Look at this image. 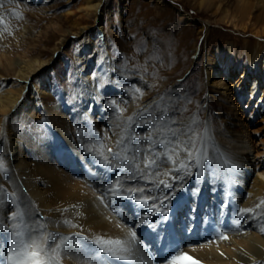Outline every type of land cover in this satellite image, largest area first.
<instances>
[{
	"label": "bare ground",
	"instance_id": "6f19581e",
	"mask_svg": "<svg viewBox=\"0 0 264 264\" xmlns=\"http://www.w3.org/2000/svg\"><path fill=\"white\" fill-rule=\"evenodd\" d=\"M52 1L0 0V264H8L13 241L19 253L13 259L21 264H264V179L259 176H264V161L251 163L247 157L264 154V145L261 151L253 147L244 121L237 126L243 134L228 139L229 114L220 106L216 116L208 110L210 116L203 119L179 81L167 87L164 78L162 89L138 84L137 95L129 82L123 85L128 76H119L106 53L101 0L77 7L81 15H93V25L72 32L78 43L72 88L59 102L47 104L52 59L14 57L10 46L40 35L42 29L28 20L34 9L46 12ZM246 7L237 11L244 13ZM253 35L238 49L227 41L214 45L206 58V81L222 91L226 109L234 106L233 94L239 98L244 92L264 118V28ZM117 90L118 107L109 99ZM39 117L48 132L29 131L27 124ZM161 120L186 133L191 128L194 143L188 149L174 144L171 150L156 144L163 163L150 171L143 154L132 160L130 150L133 143L147 148L152 141L144 138L150 134L163 138L165 129L157 127ZM133 135L142 139L128 143ZM232 140L239 143L237 150L229 149ZM169 156L176 167L193 163L177 171ZM160 201L166 215L151 207ZM29 230L35 235L25 245ZM132 231L137 238L129 249L125 241ZM49 234L55 243L74 237L70 250L53 253Z\"/></svg>",
	"mask_w": 264,
	"mask_h": 264
},
{
	"label": "rangeland",
	"instance_id": "374dc122",
	"mask_svg": "<svg viewBox=\"0 0 264 264\" xmlns=\"http://www.w3.org/2000/svg\"><path fill=\"white\" fill-rule=\"evenodd\" d=\"M101 2L100 25L104 30L106 53L119 76H128L123 85L129 82L137 95L138 84L152 83L154 88L162 89L164 78L169 79L167 87L179 81L180 86L191 93V104L199 108L203 119L210 116L208 110L216 116L222 106V112L229 114L231 130L228 136L231 137L228 139L243 134L237 126L244 121L248 140L254 142L257 151L263 149L264 118L253 110V98L248 95L244 98V92L239 98L233 94L234 106L229 108L231 111L226 109L220 99L222 91L207 85L206 58L214 45L219 48L227 41L238 49L245 46L243 39L253 41L254 30L264 28V15L261 14L264 0H163L162 4L153 0ZM84 4L85 0H53L46 12L34 9L28 23L42 32L28 38L21 46H10L14 57L23 58L26 53L25 59L28 56L52 59L47 73L49 95L45 96L49 105L59 102V97H65L66 91L72 88L78 47L72 32L82 24L93 22V15H81L78 10L77 7ZM246 4L244 13L237 11L238 6L241 8ZM55 26L60 29L52 28ZM7 76L11 78L13 73ZM119 91L109 98L116 106L122 101ZM124 92L127 96L131 94L128 87ZM27 125L30 132H48L42 117ZM17 127L21 130L22 124L18 123ZM238 144L232 140L228 147L237 150ZM247 157L251 163L264 161L261 152L248 153Z\"/></svg>",
	"mask_w": 264,
	"mask_h": 264
},
{
	"label": "snow or ice",
	"instance_id": "6c2138e0",
	"mask_svg": "<svg viewBox=\"0 0 264 264\" xmlns=\"http://www.w3.org/2000/svg\"><path fill=\"white\" fill-rule=\"evenodd\" d=\"M157 107H159V105H157ZM171 123H175V122L172 121ZM157 127H163L167 134L164 135L163 138L155 139V140L153 139V136L151 134L148 137L144 138V139L152 141V143L147 148H143L139 144H134L133 143L134 141H136L138 139H142V137H138L136 135H133L130 138V140L128 141V143H133V148L130 150L131 159L135 160L137 158H140L141 154H143V156L145 158V168L149 169L150 171L152 169H154V168L160 167V165L163 163V161L160 160L159 157L157 156V150H156V147H155L156 144L164 145L165 148H169V146L174 145V144L175 145L184 144L185 149H188V145L190 143H194V138L189 135L191 133V131H192L191 128H189L188 132L186 133L183 129H175V128L169 127L167 120H161L160 121V125H158ZM184 135H189V139L186 140V141H181L180 137L184 136ZM118 143H123V140L121 142H118ZM169 150H171V149L169 148ZM149 155L154 157L150 161L147 159V157ZM189 156H191V151H189ZM115 158L117 160H119L120 159L119 154H116ZM126 159H128V157H126ZM205 159H206V157H205ZM168 160L173 164L174 168L177 171L179 170V168L190 167L191 164L193 163V161L189 160L187 163H181L179 165V167H176V161L173 160L171 158V156L168 157ZM195 163L197 164V166H199V159H197L195 161ZM157 174H159V173H157ZM161 184H163V187H165V188L171 187L170 184H165L163 181H161ZM114 194L117 195V196H120L121 195V190H117ZM164 196H165V199H167V193H165ZM143 203H145V205H147V201H143ZM151 207L154 208L157 212H162L164 215L167 214L166 212L163 211L166 208V205H165L164 201H160L159 202V206H157V203L154 202L151 205ZM21 222L23 223V218L22 217H21ZM144 222H146V218H145V220L141 221V224H143ZM132 226H135V222L134 221H133V225ZM129 230L131 231V227L129 228ZM33 235H35L34 231H32V230L27 231V234L25 236V245H27L28 241L32 240ZM136 238H137L136 232L132 231L131 240L130 241H125V243H127L129 245V249L131 248L132 245H134V243L136 241ZM72 239H74V237L61 238L60 243H55V239H54L53 235L49 234L48 240H50L53 243H55V247L53 248L52 244H48L47 247L49 249H51V251L53 253H56V254H60L61 251H63L64 253H67L70 250V241ZM83 239L86 240L87 237H84ZM107 243L110 244V243H112V241H108ZM115 243L119 244L120 241L117 240V241H115ZM77 246H79V245H77ZM100 246H101V248L104 249L105 252H111L110 249L104 247L103 243H101ZM129 249H125V251H129ZM14 255H19V253H17L15 251V241H13V250L7 252V261H8V264H21V261L13 259ZM32 255L35 256V255H37V253L33 252ZM113 255H114V253H113ZM121 258H123V257H121ZM32 264H47V261L35 260V261H32Z\"/></svg>",
	"mask_w": 264,
	"mask_h": 264
}]
</instances>
